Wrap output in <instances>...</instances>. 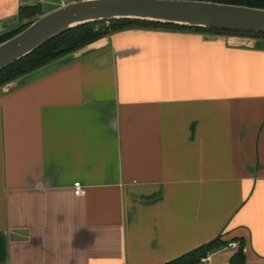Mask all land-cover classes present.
I'll use <instances>...</instances> for the list:
<instances>
[{"label": "crops", "instance_id": "0c3cea01", "mask_svg": "<svg viewBox=\"0 0 264 264\" xmlns=\"http://www.w3.org/2000/svg\"><path fill=\"white\" fill-rule=\"evenodd\" d=\"M219 236L212 264H264L263 43L125 28L0 87V264H167Z\"/></svg>", "mask_w": 264, "mask_h": 264}, {"label": "water", "instance_id": "95a60500", "mask_svg": "<svg viewBox=\"0 0 264 264\" xmlns=\"http://www.w3.org/2000/svg\"><path fill=\"white\" fill-rule=\"evenodd\" d=\"M122 19L264 35V9L259 7L211 0H76L0 43V71L68 30Z\"/></svg>", "mask_w": 264, "mask_h": 264}, {"label": "trees", "instance_id": "16d2710c", "mask_svg": "<svg viewBox=\"0 0 264 264\" xmlns=\"http://www.w3.org/2000/svg\"><path fill=\"white\" fill-rule=\"evenodd\" d=\"M209 1V0H206ZM220 3H230L235 5H246L250 7H259L264 9V0H211ZM45 14L43 12L41 4L33 3L32 5L21 6L18 14L20 19V24L17 27L6 30L4 33H0V43L5 42V40L17 35L20 31L29 26L37 17ZM164 28L175 31H191V32H202V33H214L219 35H235V36H259L264 38L263 34H251L244 32L235 31H219L213 29L205 28H192L187 26H177L171 24H161L157 22H148L141 20H125L112 21L108 24L106 23H93L80 25L77 28L66 31L64 34L59 35L49 42L45 43L35 52L29 54L28 56L20 59V61L14 63L13 65L6 67V69L0 71V87L6 85L8 82L20 78L22 75L35 71V69L42 67L50 62L60 59L67 54L73 53L85 45L92 43L93 41L107 36L108 34L122 31L125 28ZM227 245V242L221 240L219 236L217 239L201 246L189 253L176 258L174 261L167 264H196V262L208 252L219 250ZM246 256L241 244V248L234 254L231 261L232 264H246Z\"/></svg>", "mask_w": 264, "mask_h": 264}, {"label": "built area", "instance_id": "2783aa9c", "mask_svg": "<svg viewBox=\"0 0 264 264\" xmlns=\"http://www.w3.org/2000/svg\"><path fill=\"white\" fill-rule=\"evenodd\" d=\"M61 3H62V6L63 5H67V4H69V1L62 0ZM108 23H110V22H107L106 24H108ZM73 190H74V193L77 194V195H84V193L86 192V186L81 181H77V182L74 183ZM233 245H235V243L231 244V246H233ZM212 256H213V253L212 252H208L207 254L202 256L196 262V264H212V262H211L212 261Z\"/></svg>", "mask_w": 264, "mask_h": 264}, {"label": "rangeland", "instance_id": "374dc122", "mask_svg": "<svg viewBox=\"0 0 264 264\" xmlns=\"http://www.w3.org/2000/svg\"><path fill=\"white\" fill-rule=\"evenodd\" d=\"M21 1L25 5H32L33 4V2H32L33 0H21ZM66 1L72 2V1H76V0H66ZM61 2H62V0H41V1L39 0L38 4H41L43 11H47L50 8L61 6L62 5ZM35 3H37V2H35ZM246 37H250L252 39H257L259 43L264 44V38H262V37H259V36L252 37V36H247V35H246Z\"/></svg>", "mask_w": 264, "mask_h": 264}]
</instances>
